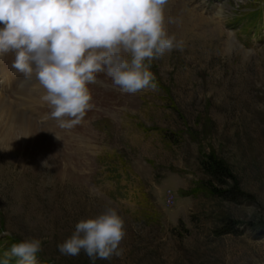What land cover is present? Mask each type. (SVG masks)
<instances>
[{"label":"rangeland","instance_id":"374dc122","mask_svg":"<svg viewBox=\"0 0 264 264\" xmlns=\"http://www.w3.org/2000/svg\"><path fill=\"white\" fill-rule=\"evenodd\" d=\"M177 2L197 7L165 26L184 47L150 62L155 90L126 93L98 73L75 126L41 96L33 133L0 126V260L38 238V264H264V0ZM210 158L228 177L206 172ZM109 207L125 221L121 256L60 253Z\"/></svg>","mask_w":264,"mask_h":264},{"label":"clouds","instance_id":"9594fccd","mask_svg":"<svg viewBox=\"0 0 264 264\" xmlns=\"http://www.w3.org/2000/svg\"><path fill=\"white\" fill-rule=\"evenodd\" d=\"M166 4L167 0H0V57L14 52L12 66L24 76L21 85L35 77L51 118L71 128L92 106L88 85L98 73H105L126 93L157 88L150 62L184 47L165 29ZM125 235L123 217L109 207L82 218L58 249L67 256L83 250L92 261L110 259L122 255ZM40 251V239H23L11 246L0 264L12 258H18V264H38Z\"/></svg>","mask_w":264,"mask_h":264},{"label":"bare ground","instance_id":"6f19581e","mask_svg":"<svg viewBox=\"0 0 264 264\" xmlns=\"http://www.w3.org/2000/svg\"><path fill=\"white\" fill-rule=\"evenodd\" d=\"M184 5H187V1L192 5L194 0H182ZM188 3V4H189ZM190 5L188 7H190ZM194 8H189L190 10L195 9L197 6L193 3ZM189 9L183 7L177 0H167V4L164 8V16L167 22L165 26L176 21V19L181 16L182 14L187 15L190 14ZM179 13V14H178ZM223 13V8L220 7V10L215 9L214 14L215 16L221 15ZM35 77L31 81L26 82V86L29 87L33 82H35ZM36 84L39 89V93L36 90H33L32 87H29L30 91L29 94L24 95V101L27 103V107L29 109V113H26L22 110L16 101L10 97H5L0 93V126L5 130H11V128L21 129L23 132H29V134L33 133L31 126L34 121L27 115H32L33 109L32 104L36 103V99L34 97L41 96V86L39 85L38 81ZM28 93V92H27ZM24 94V93H23ZM35 99V100H34ZM33 127V126H32ZM59 150V149H58ZM56 151V150H54Z\"/></svg>","mask_w":264,"mask_h":264},{"label":"trees","instance_id":"16d2710c","mask_svg":"<svg viewBox=\"0 0 264 264\" xmlns=\"http://www.w3.org/2000/svg\"><path fill=\"white\" fill-rule=\"evenodd\" d=\"M206 163H205L204 167H205L206 172H208L209 175L214 176L218 179L228 177L227 170H226L225 166H223V164H221V162H218L212 158L210 161H208ZM224 192L233 195V190H228V189L226 190L225 189ZM233 230H234L233 227H231V229H229L227 231L230 232Z\"/></svg>","mask_w":264,"mask_h":264}]
</instances>
